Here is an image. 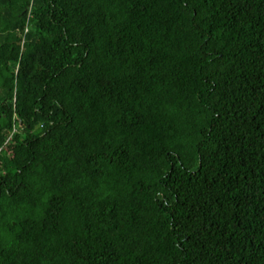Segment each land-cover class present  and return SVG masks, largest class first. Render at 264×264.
Listing matches in <instances>:
<instances>
[{
  "label": "trees",
  "instance_id": "1",
  "mask_svg": "<svg viewBox=\"0 0 264 264\" xmlns=\"http://www.w3.org/2000/svg\"><path fill=\"white\" fill-rule=\"evenodd\" d=\"M0 264H264V0H0Z\"/></svg>",
  "mask_w": 264,
  "mask_h": 264
}]
</instances>
